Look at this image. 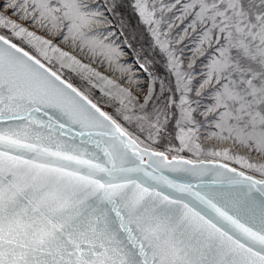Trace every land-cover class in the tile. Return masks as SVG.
I'll return each instance as SVG.
<instances>
[{"label": "snow or ice", "instance_id": "1", "mask_svg": "<svg viewBox=\"0 0 264 264\" xmlns=\"http://www.w3.org/2000/svg\"><path fill=\"white\" fill-rule=\"evenodd\" d=\"M118 7L86 0L0 3V264H264V163L231 150L264 157V0L184 5L185 14L195 17L191 26H205L201 43L216 44L200 84L201 90L214 85L202 115L214 121L218 131L212 136L231 147L208 155L234 161L260 179L216 159H169L141 147L138 137L48 64L55 59L71 67L64 63L68 58L88 66L26 26L60 29L62 36L66 30L64 39L70 36L78 47L111 57L118 53L96 37L94 27L108 23L105 13ZM137 7L144 16L147 5L138 0ZM14 40L35 48L48 63ZM173 59L170 54V64ZM174 68L180 89L178 63ZM120 91L131 103V92ZM187 91L185 84L179 107L186 123L177 121L176 138L181 150L199 155L196 129L188 127L195 123V109ZM151 93L149 86L141 109ZM136 119H147L161 134L159 115L155 122L147 113ZM73 129L84 138L79 143L68 136ZM88 143L100 154L90 152ZM221 174L226 179L218 181L219 188L205 184L194 191L191 182H181L217 183L214 177Z\"/></svg>", "mask_w": 264, "mask_h": 264}, {"label": "rangeland", "instance_id": "2", "mask_svg": "<svg viewBox=\"0 0 264 264\" xmlns=\"http://www.w3.org/2000/svg\"><path fill=\"white\" fill-rule=\"evenodd\" d=\"M4 2L6 0H0V3ZM86 2L93 6L104 3L110 6L113 2L119 5L114 12L105 13L108 23L94 27L96 37L115 49L118 55L109 57L102 56L99 52L93 54L87 48L78 47L70 36L64 39V36H68L66 30L62 36L59 34L60 29L53 32L28 22L26 26L30 30L45 39L52 40L53 44L68 52L69 56H74L81 65L88 67L81 68L68 58H64V63L71 67H61L60 62L55 59L48 66L102 107L135 138L138 137L139 141L143 142L142 145L164 151L170 158L186 156L193 160H220L261 178L259 173L241 168L234 161H224L208 155L209 151L222 149L225 146L231 147V142L216 140L212 136L218 131L214 121L210 116L206 118L202 115L211 103L214 85H205L201 90L200 84L206 79L208 65L215 58L216 44L214 40L211 44L207 41L201 43L204 25L197 23L191 26L195 17L185 14L184 11V5L191 0H139L141 4L147 5L144 16H141V10L137 7L138 0H86ZM256 2L259 4V0ZM2 10L4 9L0 8V11ZM99 10L104 11V8L100 7ZM2 31L4 30H0ZM14 42L21 43L15 40ZM21 46L42 59L44 63H48L35 48L26 43H21ZM104 51L107 53L108 50ZM170 54L174 58L171 64ZM49 56L53 54L49 52ZM177 63L183 78L180 89L177 88L178 78L174 68ZM141 64L147 71L140 68ZM96 73L99 75L97 76ZM185 84L191 91H187L184 95L195 109L192 113L195 123L188 124V127L196 129L193 135L195 143L201 145L202 151L199 155L187 148L181 150L180 141L176 138L179 131L177 121H181L182 125L186 123L181 120L179 107ZM149 86L152 88L151 99L141 109ZM121 88L131 92L134 98L131 103L126 93L120 91ZM198 90L201 91L200 96L196 95ZM145 113L153 122L159 115L163 124L159 136L150 129L147 119L142 123L136 119L137 116H143ZM125 116H130L132 119H125ZM150 132L152 139H149ZM231 150L233 153L247 156L254 163H264V157L252 150L239 147Z\"/></svg>", "mask_w": 264, "mask_h": 264}, {"label": "water", "instance_id": "3", "mask_svg": "<svg viewBox=\"0 0 264 264\" xmlns=\"http://www.w3.org/2000/svg\"><path fill=\"white\" fill-rule=\"evenodd\" d=\"M26 50V49H25ZM30 54H32V53H30ZM33 55V54H32ZM43 62V61H42ZM50 67V66H49ZM54 70V69H53ZM55 71V70H54ZM59 74V73H58ZM61 78L62 79H65L66 81H68L66 78H64L62 75H61ZM69 83H71L70 81H68ZM72 84V83H71ZM73 85V84H72ZM74 86V85H73ZM74 87H76V86H74ZM77 88V87H76ZM78 89V88H77ZM79 91H81L80 89H78ZM82 92V91H81ZM83 93V92H82ZM85 96H87L85 93H83ZM88 97V96H87ZM88 99L89 100H91L93 103H95L92 99H90L89 97H88ZM102 111H104V112H106L102 107H100L97 103H95ZM107 113V112H106ZM108 114V113H107ZM108 115H110V114H108ZM111 116V115H110ZM114 119V118H113ZM126 130V129H125ZM77 131H78V129H73V131L72 132H70V133H68V136L69 137H72V136H75L76 137V143H79L80 142V140L81 139H84V138H82V137H79V136H77L76 135V133H77ZM127 131V130H126ZM128 132V131H127ZM129 133V132H128ZM132 135V134H131ZM133 136V135H132ZM134 137V136H133ZM135 138V137H134ZM103 139H105V140H107L108 138L107 137H104ZM86 147H88V149H89V151L90 152H92V153H95V154H100L99 153V151L95 148V146L93 145V144H91V143H88V144H86L85 145ZM141 147H144V145H141ZM151 148V147H150ZM151 149H153V148H151ZM153 150H155V151H160V150H156V149H153ZM160 152H164V151H160ZM165 154H166V152H164ZM167 155V154H166ZM168 156V155H167ZM169 157V156H168ZM183 158V159H185V160H193V159H191V158H189V157H186V156H177V158ZM172 158V157H171ZM170 157H169V159H171ZM145 160L147 161V157H145ZM201 160H207V159H201ZM208 160H211V159H208ZM194 161H196V160H194ZM219 161V163H226V162H223V161H220V160H218ZM229 164V163H228ZM229 166L230 167H235V166H233V165H231V164H229ZM235 168H237V167H235ZM237 170L238 171H243V170H241V169H239V168H237ZM164 172H165V174H170V175H172V176H176L177 175V173H175V172H169V170L168 169H165L164 170ZM246 174H249V173H246ZM249 175H252V174H249ZM256 179H260V178H258V177H256V176H254ZM222 179H226V177L223 175V174H221V175H217L216 177H214V180L215 181H217V183H212L211 181H209L207 178H202V179H192V178H188V180H182L181 182H191L192 183V185H193V190L195 191V190H200V188L203 186V185H205V184H211V187H213V188H219L220 187V185H219V183H218V181H220V180H222ZM177 195H179V194H177Z\"/></svg>", "mask_w": 264, "mask_h": 264}]
</instances>
